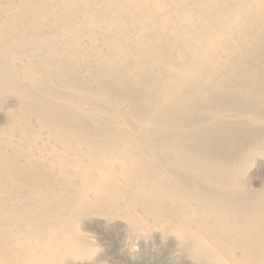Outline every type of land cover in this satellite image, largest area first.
I'll return each mask as SVG.
<instances>
[{"label":"rangeland","instance_id":"obj_1","mask_svg":"<svg viewBox=\"0 0 264 264\" xmlns=\"http://www.w3.org/2000/svg\"><path fill=\"white\" fill-rule=\"evenodd\" d=\"M11 13L15 22L8 23ZM1 77L8 86L0 90L3 139L31 149L44 166L53 164L55 176L60 165L53 147L57 158L75 164L48 138L40 116L61 122L58 114L65 113L89 132L116 134H132L134 127L151 131L152 120L162 118L167 129L160 135L210 133L207 148L229 163L232 192H264V0H0ZM173 79L178 86L172 87ZM167 88L177 100L198 93L179 110L168 103L152 118L142 115L144 97L153 90L161 96ZM130 90L142 93L135 108L124 96ZM21 109L34 134L32 148L21 133ZM42 142L44 149L35 150ZM140 145L162 170L167 154L160 141ZM113 200L117 209L80 218L76 226L87 246L66 253L59 264H200L179 246L187 239L175 221ZM190 241L204 245L205 262L216 256L229 263L203 235L194 233Z\"/></svg>","mask_w":264,"mask_h":264},{"label":"bare ground","instance_id":"obj_2","mask_svg":"<svg viewBox=\"0 0 264 264\" xmlns=\"http://www.w3.org/2000/svg\"><path fill=\"white\" fill-rule=\"evenodd\" d=\"M25 7L21 1L18 9L23 11ZM15 18L11 13L6 20L12 23ZM176 86L178 81L173 79L172 87ZM7 87L1 77L0 90ZM228 88L223 90L233 97ZM155 91L144 97L145 106L140 110L148 118L157 114V109H166L168 103L179 110L198 93L192 90L177 100L170 88L161 96L152 95ZM141 95L124 91L132 108L139 105ZM19 99L25 107L23 93ZM25 113L21 109V133L25 144L32 148L35 138ZM58 116L62 117L61 122L47 120L46 116L40 119L51 142L72 154L75 168L67 159L57 158L53 147V161L60 165L56 176L53 164L44 166L31 149L23 150L17 143L6 141L0 129V264H59L66 253L79 254L87 244L76 223L96 210L117 209L115 196L125 201L129 209L139 208L155 218L166 216L168 222L175 221L185 229L187 239L179 246L191 250L200 264H264V192H232L229 163L207 148L210 133L166 131L160 135L167 129L162 118L152 120L151 131L134 127L132 134L98 128L88 129L92 131L89 132L78 119L71 120L65 113ZM8 120L9 128L13 127V118ZM139 133L149 140H138ZM156 140L167 154L162 170L150 162L149 154L145 155L140 145ZM45 146L42 142L35 150ZM114 165L117 172H113ZM68 167L72 168L71 173ZM180 168L189 172L179 178L174 171ZM89 192L93 197H89ZM163 227L167 228V224ZM194 233L203 235L229 263L216 256L205 262L203 256L208 252L204 245L190 241Z\"/></svg>","mask_w":264,"mask_h":264}]
</instances>
